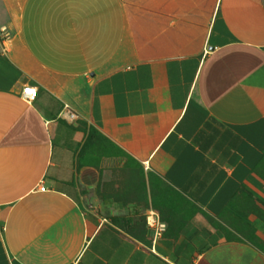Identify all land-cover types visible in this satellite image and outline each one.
I'll return each instance as SVG.
<instances>
[{
    "label": "crops",
    "instance_id": "1",
    "mask_svg": "<svg viewBox=\"0 0 264 264\" xmlns=\"http://www.w3.org/2000/svg\"><path fill=\"white\" fill-rule=\"evenodd\" d=\"M3 27L0 264H264V0H0ZM90 129L194 211L153 240L149 185L99 200Z\"/></svg>",
    "mask_w": 264,
    "mask_h": 264
},
{
    "label": "rangeland",
    "instance_id": "2",
    "mask_svg": "<svg viewBox=\"0 0 264 264\" xmlns=\"http://www.w3.org/2000/svg\"><path fill=\"white\" fill-rule=\"evenodd\" d=\"M12 36V30L5 27L0 28V43L2 41L8 43L7 39L11 40ZM99 144L101 150L92 153L93 156L99 154L103 159H115L111 165L105 163H100L98 166L93 165L99 175L98 181L94 185H100L93 192L99 200H103L106 196L104 190L101 192L102 185H149L150 202L147 205L148 209L156 212L166 224L177 217H182L183 213L194 211L193 206L174 190L167 187L168 184L158 174L144 170L141 164L134 162L119 148L107 142H100Z\"/></svg>",
    "mask_w": 264,
    "mask_h": 264
},
{
    "label": "built area",
    "instance_id": "3",
    "mask_svg": "<svg viewBox=\"0 0 264 264\" xmlns=\"http://www.w3.org/2000/svg\"><path fill=\"white\" fill-rule=\"evenodd\" d=\"M36 94L37 90L34 87L26 85L25 87H23L20 93V97L26 103H30L36 98ZM62 118L66 121H75L77 120V115L67 105H64ZM41 190H44V188H42ZM144 220L146 227L152 232L153 240H156L158 237H161L164 234L166 225L161 221L159 215L156 212L150 210L145 215Z\"/></svg>",
    "mask_w": 264,
    "mask_h": 264
},
{
    "label": "trees",
    "instance_id": "4",
    "mask_svg": "<svg viewBox=\"0 0 264 264\" xmlns=\"http://www.w3.org/2000/svg\"><path fill=\"white\" fill-rule=\"evenodd\" d=\"M88 134H89L88 139L97 138V140H98L99 143L100 142H106V139H104L103 137L98 138L97 136H95V131H93V129H90L89 132H88Z\"/></svg>",
    "mask_w": 264,
    "mask_h": 264
}]
</instances>
